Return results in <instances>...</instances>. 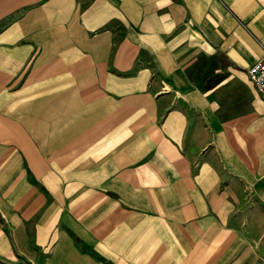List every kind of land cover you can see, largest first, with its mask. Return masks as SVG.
I'll use <instances>...</instances> for the list:
<instances>
[{"label":"crops","instance_id":"1","mask_svg":"<svg viewBox=\"0 0 264 264\" xmlns=\"http://www.w3.org/2000/svg\"><path fill=\"white\" fill-rule=\"evenodd\" d=\"M264 0H0V264H264Z\"/></svg>","mask_w":264,"mask_h":264},{"label":"built area","instance_id":"2","mask_svg":"<svg viewBox=\"0 0 264 264\" xmlns=\"http://www.w3.org/2000/svg\"><path fill=\"white\" fill-rule=\"evenodd\" d=\"M245 73L256 92L264 100V48L259 57L246 67Z\"/></svg>","mask_w":264,"mask_h":264}]
</instances>
